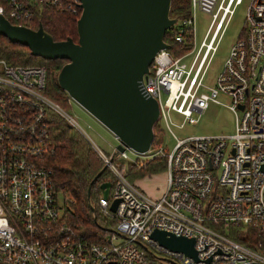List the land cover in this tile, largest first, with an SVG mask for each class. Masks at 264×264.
<instances>
[{
	"label": "built area",
	"instance_id": "2783aa9c",
	"mask_svg": "<svg viewBox=\"0 0 264 264\" xmlns=\"http://www.w3.org/2000/svg\"><path fill=\"white\" fill-rule=\"evenodd\" d=\"M241 2L190 0L191 13L211 17L203 41L198 48L190 42L191 49L181 56L160 50L142 81L143 92L158 102L163 129V122L169 128L172 113L194 124V115L210 103L219 104L220 95L231 101L232 135L177 138L172 133L176 143L170 152L152 144L144 154L115 148V157L107 155L44 95V66L0 61V264H264V0H250L243 34L214 85L204 84ZM74 3L71 11H81L78 0ZM50 9L61 6L57 0H4L0 15L11 24L38 29L40 16ZM168 33L171 40L186 44L194 36L193 18L177 20ZM48 110L92 143L112 176L109 198L100 193L97 207L116 224L99 243L84 240L66 222V199L61 200L53 171L44 163L52 153ZM127 150L143 158L129 161ZM156 158L165 159L167 178L164 193L153 199L128 181L117 161L141 167ZM240 227L239 237L249 228L258 231L256 249L229 236ZM154 230L193 238L197 259L159 245L150 238Z\"/></svg>",
	"mask_w": 264,
	"mask_h": 264
},
{
	"label": "water",
	"instance_id": "95a60500",
	"mask_svg": "<svg viewBox=\"0 0 264 264\" xmlns=\"http://www.w3.org/2000/svg\"><path fill=\"white\" fill-rule=\"evenodd\" d=\"M171 1L78 0L76 41H55L41 25H14L0 15V36L28 48L32 56L63 60L57 75L61 90L119 139L117 151L128 148L144 154L153 143L160 112L158 102L141 85L156 54L170 49L164 38L177 22L170 17ZM111 186L110 181L100 184L104 199ZM117 205L114 200L110 211L114 213ZM150 238L197 259L193 238L161 230H154Z\"/></svg>",
	"mask_w": 264,
	"mask_h": 264
},
{
	"label": "trees",
	"instance_id": "16d2710c",
	"mask_svg": "<svg viewBox=\"0 0 264 264\" xmlns=\"http://www.w3.org/2000/svg\"><path fill=\"white\" fill-rule=\"evenodd\" d=\"M57 2L61 6V9L43 11L40 16L39 25L55 41H64L68 38L76 41V23L81 11L78 10L76 13L71 11V6L75 5L74 0H57ZM2 3H4V0H0V4ZM170 17L178 21L190 18V0H172ZM164 40L170 45V51L174 54V46H177L181 52L191 49L189 40L186 44H179L170 39L168 32ZM0 59L5 60L10 65L24 67L35 63H49L52 68L51 70L46 68L47 75L43 91L44 95L62 110L65 109L63 107L66 104L67 93L61 90L57 83L58 72L65 64L63 60L47 61L32 56L28 48L12 44L2 36H0ZM46 121L50 134L52 153L48 158L44 159V163L53 171V181L56 191L66 199V222L84 240L91 243H99L105 235L114 230L116 224L114 219L103 216L97 207L101 193L99 186L103 182L113 181L112 176L105 168L91 143L75 128L69 126L65 118L53 110H48ZM157 131L162 132V129L156 124L154 127L153 146L159 143L160 137L156 138ZM121 165H123L120 167L121 170H123L125 177L131 183L134 182L130 180V177L138 180L148 174L159 173L166 169L165 159L163 158H156L141 167L130 163L127 164V168L125 167L126 163ZM99 174L100 176H98ZM92 182L93 184L91 185ZM89 188H91L90 195H88ZM216 229L219 230L217 227ZM242 230L244 229L241 227L231 229L229 236L246 247L256 249L255 246L257 241H259L258 231L249 228L243 231L241 237L237 236V233Z\"/></svg>",
	"mask_w": 264,
	"mask_h": 264
},
{
	"label": "rangeland",
	"instance_id": "374dc122",
	"mask_svg": "<svg viewBox=\"0 0 264 264\" xmlns=\"http://www.w3.org/2000/svg\"><path fill=\"white\" fill-rule=\"evenodd\" d=\"M249 3L250 0H242L241 4L235 8L234 14L232 15L225 31L223 32L217 50L211 59L207 74L204 79V84L206 86L214 85L215 79L221 71L232 45L237 41L239 36L243 34L245 29L246 9ZM191 17L193 18L194 36H191L188 39H190L189 42L194 41L193 43L195 44V47L198 48L207 33L211 23V17L197 11H192ZM174 47L175 55L177 54L176 56H181L186 53L181 52L177 46ZM190 59L191 57L189 56L186 60L189 61ZM1 60L3 59H0V61ZM27 66H44L48 70H51L52 68L49 63H35L29 64ZM219 101V104L210 103L209 107L203 113L195 114L194 117L197 118V122L194 124L185 122L181 115L172 113L170 119L171 124H168L172 132L164 122L163 129L160 126V122L158 121L157 126H160L162 129V132H156V138L160 137L158 145L170 152L176 143L172 133L176 135L177 138H185L190 136L219 137L232 135L235 131V117L233 112H231L227 107L230 105L231 101L227 96L223 95L219 96ZM63 108H65L64 110H67H63L67 116L71 117L76 122L77 127H79V129L91 139L93 144L102 149L107 155H112L115 157L114 149L118 144L116 142L115 136L109 130H107L74 100L69 98L68 95L66 96V104ZM66 123L71 126L68 122ZM126 153L128 155L129 161H135L136 159L143 158L139 157L130 150H127ZM117 163L121 167L123 166L121 164H123L124 161H117ZM127 164L129 163L126 161V168L128 166ZM166 178L167 173L164 170L159 173L148 174L138 180L130 177V180L133 181L135 185L139 186L147 196L153 199H158L165 191ZM154 195L160 196L154 197ZM64 199L65 197L61 195V200Z\"/></svg>",
	"mask_w": 264,
	"mask_h": 264
},
{
	"label": "crops",
	"instance_id": "0c3cea01",
	"mask_svg": "<svg viewBox=\"0 0 264 264\" xmlns=\"http://www.w3.org/2000/svg\"><path fill=\"white\" fill-rule=\"evenodd\" d=\"M158 196H160V195H154V197H158ZM153 197V196H152Z\"/></svg>",
	"mask_w": 264,
	"mask_h": 264
}]
</instances>
